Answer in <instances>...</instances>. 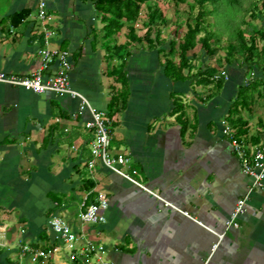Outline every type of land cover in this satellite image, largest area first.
<instances>
[{"label": "crops", "instance_id": "1", "mask_svg": "<svg viewBox=\"0 0 264 264\" xmlns=\"http://www.w3.org/2000/svg\"><path fill=\"white\" fill-rule=\"evenodd\" d=\"M40 1L0 0V72L26 76L39 67ZM45 1L50 44L69 52L72 88L108 117L113 97L123 93L115 69L124 63L126 100L109 117L110 152L131 159L146 189L101 162L89 171L94 131L80 98L0 84V264H94L70 259L49 225L53 217L103 246L113 264H264V191L253 187L223 132L233 120L249 151L264 145V51L252 62L238 55L227 61L223 38L213 57L201 48L190 53L196 56L192 74L215 67L216 75L225 74L222 83L174 81L165 70L169 42L150 48L131 41L128 22L106 36L91 0ZM146 19L144 7L135 23L139 37ZM174 24L169 21L163 39L175 37ZM256 24L264 26V20ZM86 179L94 182L90 191ZM100 192L108 197L106 221L81 223V203ZM242 199L235 226L232 216ZM25 244L58 250L33 262L21 257Z\"/></svg>", "mask_w": 264, "mask_h": 264}, {"label": "built area", "instance_id": "2", "mask_svg": "<svg viewBox=\"0 0 264 264\" xmlns=\"http://www.w3.org/2000/svg\"><path fill=\"white\" fill-rule=\"evenodd\" d=\"M38 20L44 34V43L39 51V67L26 76L0 72V84L24 88L38 94L51 92L56 95H71L80 98L81 110L87 108L92 115V120L87 123V128L94 131V138L90 143L91 158L87 162L89 171L92 172L97 163L101 162L120 177L146 189L136 178L137 171L132 169L131 159L123 153L111 154V120L107 114L91 106L86 97L72 88L69 52L53 48L50 44V37L53 34L50 29L52 17L49 15L45 0H41L39 3ZM53 67L56 68L53 69ZM223 77L225 74L220 73L215 75L213 79L218 81ZM223 132L230 138L233 151L241 160L243 172L253 179V187L264 191V145L249 151L244 141L239 138L231 126L227 125ZM244 205L245 200L242 199L238 202L231 224L237 226L234 220L243 211ZM108 206V197L105 193H98L93 202H88L87 196L80 205L78 218L83 224L104 223L106 218L103 212ZM49 225L57 233L58 238L63 243V249L68 252L71 260L83 259L93 261L94 264H113L105 258L103 246L88 239L84 232L76 233L73 231L63 218L53 217L49 220ZM0 245H2L1 242ZM216 247L217 245H215ZM57 250L35 247L29 244L20 246L21 257L28 256L33 262L49 259Z\"/></svg>", "mask_w": 264, "mask_h": 264}, {"label": "trees", "instance_id": "3", "mask_svg": "<svg viewBox=\"0 0 264 264\" xmlns=\"http://www.w3.org/2000/svg\"><path fill=\"white\" fill-rule=\"evenodd\" d=\"M96 9L102 13L104 22L106 23V36H112L118 33L128 22L130 23L129 38L131 41L146 43L150 48L160 47L169 42L168 49H163L166 53L165 70L169 78L174 81H186L200 79L205 84L213 83L217 69L211 66H205L199 74H192L194 68L193 60L196 57L190 58V53L201 48L208 57H213L218 49L223 47L222 37H217L213 30L215 21L211 20L214 12L223 6L225 0H170L179 12L182 4L188 5V15L184 24H174L173 30L175 37L169 41L163 39V33L168 26V18L165 16L162 8L158 4V0H91ZM236 2L237 0H231ZM221 5V6H220ZM144 7L147 8V19L145 21L146 32L142 37L138 36L135 23L143 12ZM244 10V11H243ZM242 12L250 17L251 21L242 19V26L237 31H234L230 36H227L226 60L229 61L236 55L240 56L245 62H252L253 59L264 51L259 48V43L264 41V26H255L257 21L264 20V0H250V4L246 8H242ZM247 26L248 29L244 28ZM183 27V32L180 34L179 29ZM230 34V33H229ZM178 37L179 39H176ZM114 50H127V46L114 47ZM112 49V50H113ZM257 52V53H256ZM257 54V55H256ZM124 63L115 69L119 79L123 85V93L113 97L111 103V112L109 117L112 119L117 111V106L120 101L126 100L123 95L127 91V77L124 71ZM186 71H188L187 74ZM113 71V73H115ZM224 78L218 80L223 82ZM245 90L242 89L239 93V98L243 101L245 98ZM176 100V109L182 107L181 99L174 96ZM175 112H178L175 110ZM231 127L235 126L233 120L230 121ZM237 132V135H240ZM94 182L91 179L84 181V188L90 191L94 188Z\"/></svg>", "mask_w": 264, "mask_h": 264}, {"label": "rangeland", "instance_id": "4", "mask_svg": "<svg viewBox=\"0 0 264 264\" xmlns=\"http://www.w3.org/2000/svg\"><path fill=\"white\" fill-rule=\"evenodd\" d=\"M157 0H152V2ZM159 6L162 8L165 16L168 18L170 23L175 24H184L188 11V5L182 4L179 8L178 13L176 11V7L170 0H158ZM250 4V0H237L236 2H232L231 0H225L223 6L219 8V10L214 12V15L211 20L215 21V26L213 25V30L216 33L217 37H222L227 39V36L224 34L232 35L234 31H237L242 26V19L250 20L249 16H246L245 12H242V8H246ZM244 11V10H243ZM169 25V23H168ZM255 26H258L257 24ZM244 28L248 29L247 26ZM180 34L183 32V27L179 29ZM230 33V34H229ZM173 36H175L173 34Z\"/></svg>", "mask_w": 264, "mask_h": 264}]
</instances>
